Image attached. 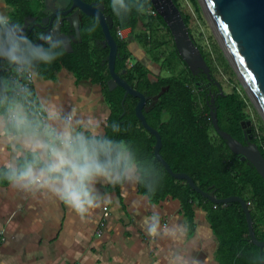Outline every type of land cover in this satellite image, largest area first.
<instances>
[{
	"label": "trees",
	"instance_id": "obj_1",
	"mask_svg": "<svg viewBox=\"0 0 264 264\" xmlns=\"http://www.w3.org/2000/svg\"><path fill=\"white\" fill-rule=\"evenodd\" d=\"M189 1L199 12L201 8L198 1ZM6 2L14 7V21L21 25L26 15L40 11L38 1ZM173 2L180 9L178 0ZM102 3L105 5V13L113 19L110 32L118 44L115 71L148 97L146 105L149 108L143 112L147 123L160 134L161 156L173 171L187 173L202 190L214 191L215 196L219 198L230 195L242 197L250 211L256 237L264 240V180L247 160H241L239 155L230 150L226 141L213 128L207 105L212 95H208L206 88L198 89L192 73L175 48L166 23L158 14L152 16L148 13V8L153 7L150 0L144 13L133 10L123 22L112 13L109 0H102ZM181 14L188 27L190 16L183 11ZM118 29L131 34L132 39L120 38ZM161 29L165 31L167 41L159 38ZM80 31L81 42L72 43V51L66 50L56 62L42 68L43 75L53 76L60 67H65L79 79L92 80L101 85L111 109L108 122H118L122 128L121 138L130 141L141 156L151 158L161 174L162 180L154 193H148L142 186H138V191L152 201L167 196L178 199L190 225L194 208L203 209L218 240L215 252L218 264H260L256 257L264 252V248L261 249L249 240L247 223L240 203H212L194 191L185 180L173 178L166 172L153 154L155 137L143 128L135 115L137 98L127 94L122 103L124 89L120 86L108 88L109 73L106 61H103L108 48H104L100 42L95 43L103 37L96 18L85 15ZM188 31L209 66L212 78L216 66L229 68L220 50L212 57L211 52L203 50L201 44L192 36L189 27ZM37 36L36 32L29 35L33 39ZM131 40L144 50L151 63L157 65L158 74L135 56L136 60H131ZM162 87L167 88L156 100H152L151 97L159 93ZM213 88L216 94L213 95L212 106L216 107L219 127L245 143L241 122L251 119L247 111L248 97L243 89L237 86L230 92L222 90V93L216 86ZM250 129L251 141L258 146L264 157V125L259 126V132H256V128Z\"/></svg>",
	"mask_w": 264,
	"mask_h": 264
},
{
	"label": "clouds",
	"instance_id": "obj_2",
	"mask_svg": "<svg viewBox=\"0 0 264 264\" xmlns=\"http://www.w3.org/2000/svg\"><path fill=\"white\" fill-rule=\"evenodd\" d=\"M102 0H97L99 8ZM149 0H109L123 22L135 10L144 13ZM53 32L29 37L22 25L0 13V183L46 205H60L80 220L112 201L98 185L142 186L154 193L162 180L151 158L121 138V125L97 116L85 104L66 107L59 96L43 92L42 68L67 50ZM142 226L151 238L182 243L186 229L162 222L153 210ZM256 259L264 264V252ZM168 264H198L170 251Z\"/></svg>",
	"mask_w": 264,
	"mask_h": 264
},
{
	"label": "crops",
	"instance_id": "obj_3",
	"mask_svg": "<svg viewBox=\"0 0 264 264\" xmlns=\"http://www.w3.org/2000/svg\"><path fill=\"white\" fill-rule=\"evenodd\" d=\"M31 1L40 3L39 13L30 14L39 21L42 0ZM0 13L14 20V7L6 0H0ZM33 32L41 34L34 26L28 36ZM43 76L38 87L59 96L66 107L87 99L91 103L85 108L98 117L106 113L109 117L111 109L101 85L79 79L65 67ZM98 187L112 202L80 220L63 206L26 199L0 183V264H168V254L174 250L198 264H218V240L203 209L194 208L190 225L178 199L167 196L152 201L138 187ZM153 210L159 211L162 222L186 229L182 243L146 234L142 222Z\"/></svg>",
	"mask_w": 264,
	"mask_h": 264
},
{
	"label": "water",
	"instance_id": "obj_4",
	"mask_svg": "<svg viewBox=\"0 0 264 264\" xmlns=\"http://www.w3.org/2000/svg\"><path fill=\"white\" fill-rule=\"evenodd\" d=\"M48 1L42 0L41 13L44 17H41L39 21H36L37 17L31 15L24 18L22 27L25 33L28 35L34 26L41 33L53 32L67 43V51L70 52L72 51V43L81 41L80 27L82 24V14L95 17L103 34L100 42L103 47L108 48L105 59L109 73V79L107 80L108 88L113 89L116 86H120L124 89L122 103L127 94L137 98L134 108L135 115L143 128L155 137L153 149L155 158L162 164L170 176L185 180L194 191L210 202L215 204L240 203L247 223L249 240L261 249L264 248V240L258 239L254 233L252 217L242 197L230 195L219 198L215 196L214 191L202 190L196 185L190 175L185 172L173 171L167 161L161 156L160 148L162 143L160 134L147 123L143 112L149 108L146 105L148 97L136 90L115 71L118 44L110 32V28L113 26V19L110 15L104 14L103 4L97 8L96 3H88L84 0H65L66 3L59 7L54 19L55 15H52V5ZM57 1L60 2L62 0ZM197 1L211 22L225 58L239 77L248 97L257 105V109L264 121V0ZM150 2L170 30L175 48L188 70L192 74H194L195 70H201L208 80L212 79L214 85L222 93L220 83L211 77L210 68L204 60L200 49L193 42L181 11L173 0H150ZM73 8L76 9L72 10ZM30 21H33L32 25H30ZM65 23L70 28L68 33L62 31ZM166 88L162 87L159 93L153 95L151 99L156 100ZM212 102L213 99L211 97L207 105L213 128L226 141L230 150L239 155L241 160H247L264 180V157L258 146L251 141V129L248 127L250 121L241 122L245 140V143H242L219 127L216 107L211 106Z\"/></svg>",
	"mask_w": 264,
	"mask_h": 264
},
{
	"label": "rangeland",
	"instance_id": "obj_5",
	"mask_svg": "<svg viewBox=\"0 0 264 264\" xmlns=\"http://www.w3.org/2000/svg\"><path fill=\"white\" fill-rule=\"evenodd\" d=\"M180 4V10L190 16L189 18V28L192 31V36L201 44L203 50L206 52H211L212 57L217 53V51H221L220 44L217 41V37L213 31L212 25L210 20L206 17L203 9L201 8L200 4L198 3L199 7L201 8L199 12H197L195 6L191 4L189 0H178ZM124 39L131 38V34L127 32L124 33ZM159 38L161 40L167 41L166 33L163 29L159 30ZM134 45L136 49L143 53L141 55L142 61L145 63V66H148L153 72H159L157 65L151 63L148 57L145 55L144 50L140 48L137 44ZM130 49V48H129ZM216 51V52H215ZM224 57L225 63L228 65V69L225 66H216V71L214 73V78L220 83V86L224 92H230L234 86H237L239 89H243L245 95L248 97L246 89L244 88L243 84L240 82L239 77L236 75L232 67L229 65L227 59L225 58L224 53L222 52ZM132 61H135L134 53L132 54ZM145 57V58H144ZM131 61V62H132ZM225 65V64H224ZM163 72V71H162ZM163 74V73H162ZM166 74V72H164ZM249 106L247 108L248 113L250 114L249 125L248 127L256 128V132H259V126L264 125V121L257 109L256 104H254L251 99L248 97Z\"/></svg>",
	"mask_w": 264,
	"mask_h": 264
},
{
	"label": "flooded vegetation",
	"instance_id": "obj_6",
	"mask_svg": "<svg viewBox=\"0 0 264 264\" xmlns=\"http://www.w3.org/2000/svg\"><path fill=\"white\" fill-rule=\"evenodd\" d=\"M84 1H86L88 3H97V0H89V1L84 0ZM48 2L51 3V5H52V7H51V9L53 10L52 15H55V13H57L59 7H61L63 4L66 3L65 0H62L60 2H58L57 0H55V1L49 0ZM101 4H103V3H101ZM103 6H104L103 12H104V14H106L105 13V5L103 4ZM74 9H76V8H73L72 10H74ZM106 15H108V14H106ZM84 16H85V14H82V20H81L82 24H83V17ZM86 16H88V15H86ZM41 17H44V15H41L40 18ZM55 18H56V15H55L54 19ZM82 24H81V27H82ZM69 30H70V28H68V25L65 23V25L62 27V31H64L65 33H68ZM98 42H100V41H97V43ZM134 42H135L134 40H131L129 42V48H130L131 52L134 53V56L136 57V59L142 60L141 53H140V51L138 49H136V47L134 45ZM100 44L102 45L101 42H100ZM135 44H137V43L135 42ZM143 56H144V54H143ZM105 59H106V57L104 58L103 61H105ZM192 75H193V77L195 79V83L198 86V89L199 90H203V89L206 88L208 95H212V99H213V102H214L213 95L216 94V93H215V89L213 88V86L215 87V85H214L212 79L211 80H208L207 78H204L206 76H205V74L201 70H195L194 74H192ZM213 79H215V78H213ZM212 103H211V106H212Z\"/></svg>",
	"mask_w": 264,
	"mask_h": 264
},
{
	"label": "built area",
	"instance_id": "obj_7",
	"mask_svg": "<svg viewBox=\"0 0 264 264\" xmlns=\"http://www.w3.org/2000/svg\"><path fill=\"white\" fill-rule=\"evenodd\" d=\"M147 11H148V13H149L150 15H152V16L157 15V12H156V10H155L153 7H152V8H148ZM117 33H118V36H119L120 38H122V37L124 36V31H123L122 29H118ZM103 209L106 210L107 207H104ZM104 214H105V213H104Z\"/></svg>",
	"mask_w": 264,
	"mask_h": 264
},
{
	"label": "bare ground",
	"instance_id": "obj_8",
	"mask_svg": "<svg viewBox=\"0 0 264 264\" xmlns=\"http://www.w3.org/2000/svg\"><path fill=\"white\" fill-rule=\"evenodd\" d=\"M157 12V11H156ZM157 14H158V12H157ZM97 20V19H96ZM101 28V27H100ZM112 28V27H111ZM110 28V29H111ZM80 30H81V27H80ZM103 38V37H102ZM123 38V37H122ZM99 41H101V39L99 40ZM77 42H79V41H77ZM81 42V41H80ZM95 43H97V41L95 42ZM257 106V105H256ZM258 108V107H257Z\"/></svg>",
	"mask_w": 264,
	"mask_h": 264
}]
</instances>
